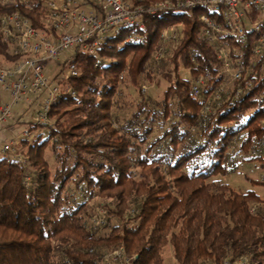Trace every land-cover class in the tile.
Wrapping results in <instances>:
<instances>
[{
    "label": "trees",
    "instance_id": "16d2710c",
    "mask_svg": "<svg viewBox=\"0 0 264 264\" xmlns=\"http://www.w3.org/2000/svg\"><path fill=\"white\" fill-rule=\"evenodd\" d=\"M15 11L50 30L42 3L0 4V15ZM203 14L223 22L201 6L160 10L146 14L142 26L110 30L94 53L75 48L62 60L58 83L69 91L52 102L48 122H27L28 136L16 146L26 163L0 153V264H111L106 255L115 248L130 264H165L167 244L176 264H264V201L254 190L214 180L236 170L234 145L264 167V149L250 154L252 139L264 138V47L256 52L261 33L251 27L258 13L246 14L244 42L225 33L209 40ZM174 24H181L177 44L157 57L162 30ZM0 56L13 63L20 57L1 32ZM69 62L78 66L76 76L64 75ZM233 62L239 72L228 85L225 69ZM161 68L174 73L162 100L140 97L119 126L120 85L139 92ZM38 126L48 127L45 136ZM95 197L114 200L113 207L90 214L87 201ZM102 227L107 232L97 234Z\"/></svg>",
    "mask_w": 264,
    "mask_h": 264
},
{
    "label": "built area",
    "instance_id": "2783aa9c",
    "mask_svg": "<svg viewBox=\"0 0 264 264\" xmlns=\"http://www.w3.org/2000/svg\"><path fill=\"white\" fill-rule=\"evenodd\" d=\"M12 1L14 0H0V4ZM21 1L29 9L33 8L34 2L42 3L46 16L44 25L49 27L51 32L32 26L30 21L17 11L0 15V32L3 38L11 43L12 52L20 56L12 65L0 66V90L6 91L10 97V102L0 103V128L12 117L13 104L22 101L25 95L27 100L28 94H35L41 90H48V93L36 114L35 122L37 124L48 122V112L52 102L62 92L69 91V88L65 89L63 85L50 87L43 64L47 60H58L65 54L69 55L75 48L94 53L110 30L135 23H140L142 26L146 14L160 10L205 7L223 20L217 22L207 14L201 15V20L205 24V36L209 40L215 39L219 33H225L235 34L244 42L246 14L255 10L258 18L251 27L261 33L256 52L264 47V0H161L136 5L128 0ZM84 3L91 9H84ZM64 72L66 76H76L78 66L69 62ZM201 82L202 80H197L192 85L194 93L198 92V84ZM26 136L28 131L23 130L18 136L5 140L1 144V151L12 154L21 161L16 146L18 139ZM251 143V156L258 155L264 149V138L252 139ZM97 223H101V219L97 220ZM106 259L111 264H130L131 261L119 248L111 250L106 255ZM236 264H246V262L240 259Z\"/></svg>",
    "mask_w": 264,
    "mask_h": 264
},
{
    "label": "rangeland",
    "instance_id": "374dc122",
    "mask_svg": "<svg viewBox=\"0 0 264 264\" xmlns=\"http://www.w3.org/2000/svg\"><path fill=\"white\" fill-rule=\"evenodd\" d=\"M86 9V7L84 8ZM87 10V9H86ZM181 24H174L170 25L169 27H166L162 30L160 34V40L159 45L156 47L155 51H157L155 54L157 56L161 55H168L170 51L175 47L177 42L175 41V38L178 36V28ZM11 50V48H10ZM67 56L65 54L64 56L60 57L58 60H47L44 64V73L47 76L48 80L50 81V87L54 85L61 86V83H58V77L57 73L60 69V65L62 60ZM231 64L229 69H225V77L227 78L226 83L229 85L230 82L233 81L234 78H236V74L239 72V64ZM13 62L6 60L4 57L0 56V66H10ZM182 71V70H181ZM184 74L185 72L182 71ZM186 74V73H185ZM126 79V78H125ZM174 79V73L173 71L169 70H163L162 68L157 70L154 75L153 81H143L141 85V89L138 92L135 88L127 86L128 82H124L120 85V98L123 100L124 103L118 108H114V112L117 114L119 120L116 121L117 124L120 126L121 123H124L125 120L130 116L132 111L134 110V104L140 99V97L144 96L145 98H149V100H159L161 101L163 98V91L165 88L169 85V83ZM126 83V84H125ZM48 90H41L40 92H37L38 97L36 99L31 100L32 102L25 99V96L23 97V100L20 101L17 104H13L11 107L12 114L16 115L20 122L17 123L15 126V131L12 130V132L4 134L2 133V130L6 127V125H3L0 128V148L1 144L12 137L18 136L23 130L27 131V122H35V117L37 112L41 108L42 101L47 97ZM30 98L33 97V94H28ZM28 98V97H27ZM10 102L9 94L6 91L0 90V103ZM10 120H8L9 122ZM161 121V120H160ZM7 122V123H8ZM167 123H163L162 128L166 126ZM42 128L41 135L45 136L47 132V126H38ZM157 128V127H156ZM159 131L162 129H158ZM29 132V131H28ZM197 133V132H196ZM37 135V132L31 131L29 134V138H33ZM196 137V136H195ZM18 149L21 150L22 153H25L26 147L23 144H18ZM0 153H2L0 149ZM230 154L233 158V161L236 163V170L229 173H219L217 175V178L214 179L217 183L225 184L228 187L235 189L236 191H246L248 189L254 190L256 193L259 194L261 199L264 201V186H262L257 181H251L245 176H248L254 180H264V167L259 166V161L254 160L248 157L247 152L241 150L238 148V146L234 145L230 149ZM51 170L54 169L55 161H54V155L52 154L51 150L49 148L46 149L45 154ZM249 158V159H248ZM25 161L26 159L21 156V161ZM255 162V164H253ZM28 167V166H27ZM133 177L135 179H140V168L138 166H135L133 168ZM232 189V190H233ZM71 191H74L71 189ZM76 200H81L80 197H76ZM88 202V210L90 214L95 215L97 213H102L104 211L105 207L104 204L107 207L112 208L114 204V200L111 199H103L101 197H95ZM257 205V204H256ZM259 205V204H258ZM262 206V204H260ZM101 218V217H100ZM99 218V219H100ZM118 223L119 220L115 217L111 219V223ZM96 223V222H95ZM107 232V229L105 227L97 229V234H105ZM59 244H55L54 249L56 255L58 254V248ZM162 255L164 258L165 264H176L173 256H172V247L170 244H167L163 250ZM127 256V255H126ZM130 258V256H128Z\"/></svg>",
    "mask_w": 264,
    "mask_h": 264
},
{
    "label": "crops",
    "instance_id": "0c3cea01",
    "mask_svg": "<svg viewBox=\"0 0 264 264\" xmlns=\"http://www.w3.org/2000/svg\"><path fill=\"white\" fill-rule=\"evenodd\" d=\"M86 9L90 10L91 7L87 6ZM30 96L31 95L28 96L29 100L27 99L28 101H30V103L32 102L31 100L34 101V99H36L38 97L37 93L33 94L32 98H30ZM18 117L16 115L12 114V117L9 119L10 121L7 124H5L6 127L2 130V133L4 132V134H7V133L12 132V130L15 131V126L17 125V123L20 122V119Z\"/></svg>",
    "mask_w": 264,
    "mask_h": 264
}]
</instances>
